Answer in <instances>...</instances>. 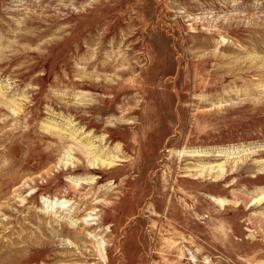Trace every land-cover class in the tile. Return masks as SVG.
<instances>
[{"label": "rangeland", "instance_id": "rangeland-1", "mask_svg": "<svg viewBox=\"0 0 264 264\" xmlns=\"http://www.w3.org/2000/svg\"><path fill=\"white\" fill-rule=\"evenodd\" d=\"M0 264H264V0H0Z\"/></svg>", "mask_w": 264, "mask_h": 264}, {"label": "bare ground", "instance_id": "bare-ground-1", "mask_svg": "<svg viewBox=\"0 0 264 264\" xmlns=\"http://www.w3.org/2000/svg\"><path fill=\"white\" fill-rule=\"evenodd\" d=\"M104 164H106V162H104ZM107 164H108V165H113V161L108 162Z\"/></svg>", "mask_w": 264, "mask_h": 264}]
</instances>
